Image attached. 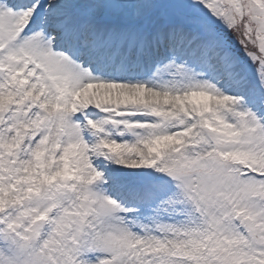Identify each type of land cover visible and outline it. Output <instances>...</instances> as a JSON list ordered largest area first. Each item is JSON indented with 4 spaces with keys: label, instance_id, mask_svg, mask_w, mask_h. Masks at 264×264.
Instances as JSON below:
<instances>
[{
    "label": "snow or ice",
    "instance_id": "6c2138e0",
    "mask_svg": "<svg viewBox=\"0 0 264 264\" xmlns=\"http://www.w3.org/2000/svg\"><path fill=\"white\" fill-rule=\"evenodd\" d=\"M0 264H264V0H0Z\"/></svg>",
    "mask_w": 264,
    "mask_h": 264
}]
</instances>
